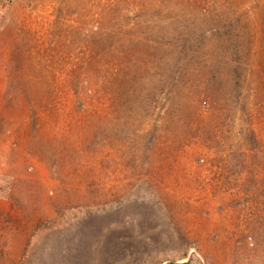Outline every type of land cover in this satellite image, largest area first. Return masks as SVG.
I'll use <instances>...</instances> for the list:
<instances>
[{"label":"rangeland","instance_id":"1","mask_svg":"<svg viewBox=\"0 0 264 264\" xmlns=\"http://www.w3.org/2000/svg\"><path fill=\"white\" fill-rule=\"evenodd\" d=\"M0 264H264V0H0Z\"/></svg>","mask_w":264,"mask_h":264},{"label":"trees","instance_id":"2","mask_svg":"<svg viewBox=\"0 0 264 264\" xmlns=\"http://www.w3.org/2000/svg\"><path fill=\"white\" fill-rule=\"evenodd\" d=\"M214 32H216V30L214 31ZM235 33V34H234ZM233 34H232V36H233V38H237V37H239V35L236 33V32H234ZM213 31H211V30H209L208 29V31L207 32H205L204 34H202L203 35V38H202V40L204 39V38H206V39H210V37L211 36H213ZM201 35V36H202ZM200 36V37H201ZM240 42V37L236 40V41H234V43H235V46H234V50H235V52H237V54L239 53V52H241L240 51V47L238 48V45H236L237 43H239ZM201 44H202V42H201ZM233 44V43H232ZM188 47V46H187ZM206 46H204V44L203 45H193L192 46V48H190L191 50H189V48H188V50L189 51H194L195 53H198V51H200V52H202L203 50H204V48H205ZM185 50V49H184ZM237 50V51H236Z\"/></svg>","mask_w":264,"mask_h":264},{"label":"crops","instance_id":"3","mask_svg":"<svg viewBox=\"0 0 264 264\" xmlns=\"http://www.w3.org/2000/svg\"><path fill=\"white\" fill-rule=\"evenodd\" d=\"M195 223V222H194Z\"/></svg>","mask_w":264,"mask_h":264}]
</instances>
